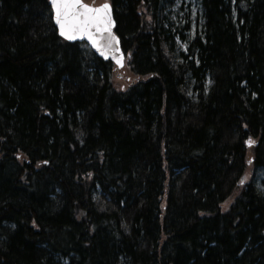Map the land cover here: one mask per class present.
<instances>
[{
	"label": "trees",
	"instance_id": "trees-1",
	"mask_svg": "<svg viewBox=\"0 0 264 264\" xmlns=\"http://www.w3.org/2000/svg\"><path fill=\"white\" fill-rule=\"evenodd\" d=\"M109 1L123 89L49 0H0V264H264V0H201L184 49L177 0Z\"/></svg>",
	"mask_w": 264,
	"mask_h": 264
},
{
	"label": "snow or ice",
	"instance_id": "snow-or-ice-1",
	"mask_svg": "<svg viewBox=\"0 0 264 264\" xmlns=\"http://www.w3.org/2000/svg\"><path fill=\"white\" fill-rule=\"evenodd\" d=\"M54 18L59 26L60 34L72 40L77 35H87L97 48L111 49L118 38L112 34L111 7L105 2L100 5H89L84 0H51ZM107 34L106 36L103 34ZM97 34L104 40L101 45ZM249 143L253 141L249 140ZM241 183H244L241 180Z\"/></svg>",
	"mask_w": 264,
	"mask_h": 264
},
{
	"label": "rangeland",
	"instance_id": "rangeland-1",
	"mask_svg": "<svg viewBox=\"0 0 264 264\" xmlns=\"http://www.w3.org/2000/svg\"><path fill=\"white\" fill-rule=\"evenodd\" d=\"M88 3L99 4L106 0H85ZM201 0H177V4L170 8L169 16L172 22L177 28V36L175 47L183 49L185 48L184 42L181 40V36L192 37L197 29L202 28L203 14L201 9ZM181 37V38H180ZM134 78L127 67H125L120 74H114L113 83L116 88L123 89L128 86L129 82ZM243 179L245 184L254 183L256 188L260 191H264L262 186V180L264 179V170L256 168L249 162L248 171L244 174ZM236 197V196H235ZM234 198H230L223 203V209H229L234 202Z\"/></svg>",
	"mask_w": 264,
	"mask_h": 264
},
{
	"label": "water",
	"instance_id": "water-1",
	"mask_svg": "<svg viewBox=\"0 0 264 264\" xmlns=\"http://www.w3.org/2000/svg\"><path fill=\"white\" fill-rule=\"evenodd\" d=\"M110 7H111V17H112V20L114 21V23L112 24V34L118 38V43H114L111 47V49H107L105 47H100V48H97L96 45L93 44L92 40H90L88 38L87 35H77V37L75 39H72V40H69L67 38H65L64 36H62L60 34V29H59V26L56 24V21H55V18H54V10L52 9V12H53V22L58 30V33L61 37H63L64 39H66L67 41L69 42H85L89 47L90 49L100 58L104 59V60H110L112 61L116 67L118 69H121L123 68L124 64H125V55H124V52H123V49H122V46H121V41H120V37L119 35L117 34L116 30H115V26H116V21L114 19V13H113V6H112V3L109 2V1H106ZM49 3L51 5V0H49ZM84 3H87L84 1ZM105 3V2H103ZM89 4V3H87ZM102 4V3H101ZM89 5H94V4H89ZM97 5H100V4H97ZM95 6V5H94ZM51 8H52V5H51ZM103 35H107L106 33L103 34ZM97 38L100 42L101 45H103L105 42L104 40L101 38L100 34H97Z\"/></svg>",
	"mask_w": 264,
	"mask_h": 264
},
{
	"label": "bare ground",
	"instance_id": "bare-ground-1",
	"mask_svg": "<svg viewBox=\"0 0 264 264\" xmlns=\"http://www.w3.org/2000/svg\"><path fill=\"white\" fill-rule=\"evenodd\" d=\"M254 184V183H253Z\"/></svg>",
	"mask_w": 264,
	"mask_h": 264
}]
</instances>
